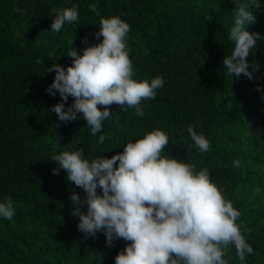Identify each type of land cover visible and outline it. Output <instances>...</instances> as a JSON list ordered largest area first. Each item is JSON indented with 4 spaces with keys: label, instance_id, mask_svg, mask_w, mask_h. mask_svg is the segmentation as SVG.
I'll return each mask as SVG.
<instances>
[{
    "label": "trees",
    "instance_id": "obj_1",
    "mask_svg": "<svg viewBox=\"0 0 264 264\" xmlns=\"http://www.w3.org/2000/svg\"><path fill=\"white\" fill-rule=\"evenodd\" d=\"M260 4L252 10L255 23L246 28L261 36L247 57L249 71L253 62L259 69L253 79L232 81L222 64L234 48L228 39L231 0H0V202L11 198L15 206L11 220L0 218V264H114L130 242L118 239L108 247L102 233L82 241L69 196L85 194L66 181L63 170L54 175L57 164L50 159L80 147L89 160L110 158L153 129L168 132L164 155L209 170L242 213L236 223L254 250L244 264H264V0ZM73 6L79 21L50 31L56 11ZM113 16L131 26L134 79L160 75L165 84L155 99L143 102V119L113 104L109 110L120 113V124L107 120L103 133L92 136L82 116L64 123L47 110L61 102L58 93L45 91L55 75L47 68L70 66L71 41L82 54L102 39L94 35L101 18ZM189 124L209 139L210 152L196 149ZM101 134L111 139L98 144ZM234 160L240 167H233ZM224 251L228 264H241L234 246Z\"/></svg>",
    "mask_w": 264,
    "mask_h": 264
},
{
    "label": "clouds",
    "instance_id": "obj_2",
    "mask_svg": "<svg viewBox=\"0 0 264 264\" xmlns=\"http://www.w3.org/2000/svg\"><path fill=\"white\" fill-rule=\"evenodd\" d=\"M231 2L233 22L228 39L234 48L222 58V64L232 81L241 75L253 79L259 65L253 62L249 71L247 57L255 54L261 36L246 28L255 23L252 10L260 8V0ZM78 21L77 6L57 10L50 31L59 33L65 24ZM130 31L131 26L119 16L101 18L94 34L102 37L99 43L78 55L73 39L66 54L72 58L71 65L53 63L47 68L55 75L45 91L61 98L47 110L59 121L67 123L82 116L90 134L96 136L103 133L105 121L120 124V113L109 110L113 104L124 112L134 109L143 119V102L155 99L165 81L160 75L151 80L134 79ZM256 90L260 91L259 85ZM69 97L71 104H67ZM97 105L104 107L101 110ZM197 127L189 124L187 133L200 153H208L211 142ZM106 139L111 135L101 134L97 143ZM168 143V132L153 129L124 143L123 152L110 158L98 155L89 160L82 147L52 155L50 160L57 164L52 173L58 175L63 170L66 181L85 194L83 199L76 192L69 196L73 205L70 215L79 218L77 230L83 234L82 241L102 233L108 247L118 239L130 242L117 252L114 264H228L223 257L230 245L244 264L246 254L254 250L236 223L242 213L225 198L223 188L211 181L208 169L197 170L195 163L164 155ZM232 165L238 168L240 161L234 160ZM14 215L13 200L5 198L0 202V218L11 220Z\"/></svg>",
    "mask_w": 264,
    "mask_h": 264
}]
</instances>
